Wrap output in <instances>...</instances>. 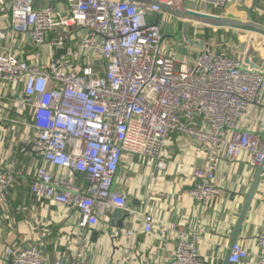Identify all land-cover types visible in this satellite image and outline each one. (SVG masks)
<instances>
[{
	"label": "built area",
	"instance_id": "2783aa9c",
	"mask_svg": "<svg viewBox=\"0 0 264 264\" xmlns=\"http://www.w3.org/2000/svg\"><path fill=\"white\" fill-rule=\"evenodd\" d=\"M233 1L199 0L189 7L186 0H0L1 12L11 10L8 28H0V85L15 94L23 84L14 107L28 115L33 129L24 144L43 159L32 193L77 212L80 229L95 228L114 208L128 209L127 194L114 189L124 157L139 155L164 169L166 143L174 135L190 137L205 149L206 164L192 169L194 183L187 191L196 202L220 194L219 162L236 163L243 153L250 167L262 166L264 180V133L240 126L249 108L263 102L264 68H251L223 45L195 50L179 41L194 55L181 61L166 52L172 39L164 40L161 31L163 6L180 11L185 4L214 13L213 8ZM169 19L168 24L175 21ZM82 29L86 35L71 41ZM17 33L27 34L35 48L48 43L64 50L48 62L21 59L11 47H2ZM16 181L13 169L0 168V203L8 201ZM141 220L143 232H152L154 216L144 212ZM163 229L178 234L165 264H209L198 249L200 232L177 222ZM257 244L262 253L248 264H264V231ZM229 252L230 264L249 255L240 242ZM4 255L10 264H91L83 244L68 262L51 260L36 244L8 245Z\"/></svg>",
	"mask_w": 264,
	"mask_h": 264
},
{
	"label": "crops",
	"instance_id": "0c3cea01",
	"mask_svg": "<svg viewBox=\"0 0 264 264\" xmlns=\"http://www.w3.org/2000/svg\"><path fill=\"white\" fill-rule=\"evenodd\" d=\"M262 7L263 0H234L224 9L213 8V12L264 23ZM10 13L11 10L0 11V28H8ZM166 31L164 29V33ZM217 33L218 45L228 48L234 57L243 59L248 54L256 64L263 66L264 37L231 29H219ZM179 41L172 40L171 45L186 48L193 58L190 48ZM228 42L238 45L246 42L245 52L234 51ZM2 47H11L17 56L30 62H48L64 50L48 43L35 48L24 33L3 41ZM37 52H40L39 56ZM174 52L177 54V49ZM22 88L23 84L19 83L14 94L9 85H0V168L8 167L17 173L8 201L0 203V264H10L4 252L11 244H36L51 260L65 262L83 244L85 257L91 264H165L175 250L178 234L163 228L173 222L181 224L186 231L201 233L198 249L209 264H224L245 196L258 171L248 165V154L243 153L236 163L219 162L215 184L220 188V194L203 203L196 202L187 193L194 183L192 169L206 164L205 149L196 140L172 136L165 148L167 165L164 169L156 168L148 158L126 155L116 177L118 182L114 183V189L125 192L128 197L130 214L124 219L123 227L113 226L111 218L105 214L97 227L84 231L78 227L77 212L36 197L31 191V183L43 159L24 144L33 129L28 115L18 114L14 107L13 99ZM11 118L16 122L10 121ZM240 126L264 133V99L261 105L249 108L248 116L240 121ZM51 170L69 178L72 176L65 169L51 167ZM80 177L78 175L76 179ZM19 205L26 206V210L18 211ZM144 212L154 216V228L150 233L143 232L141 215ZM128 229L135 233L127 234ZM263 231L264 180L261 178L237 239L249 252L240 264H248L261 255L257 237Z\"/></svg>",
	"mask_w": 264,
	"mask_h": 264
},
{
	"label": "water",
	"instance_id": "95a60500",
	"mask_svg": "<svg viewBox=\"0 0 264 264\" xmlns=\"http://www.w3.org/2000/svg\"><path fill=\"white\" fill-rule=\"evenodd\" d=\"M163 9L175 20L172 23V28L174 32H172L171 34L164 33L163 39L183 41L190 48H193L195 50H202L207 44L216 45L220 43V38L217 35V31L219 29H231L264 37V23L262 22H257L251 19L238 20L234 18H229L216 13H208L202 10L188 8L185 4H183L182 9L180 11L174 10L167 6H163ZM227 44L230 45L234 51L242 53L245 52L247 47L246 42H243L239 45L235 42H228ZM244 62L251 68H264V64L263 66L256 64L248 54H245ZM261 172L262 166L258 167L257 174L252 182L249 191L245 196V200L238 218V222L236 224L232 236V244L237 242L238 236L241 232L251 203L254 199L257 188L261 181ZM129 214L130 211L128 209L122 208H114L112 211L107 213V215L112 220L113 226H116L117 228L123 227L124 219L127 218ZM229 255L230 252L225 257L224 264H230Z\"/></svg>",
	"mask_w": 264,
	"mask_h": 264
},
{
	"label": "rangeland",
	"instance_id": "374dc122",
	"mask_svg": "<svg viewBox=\"0 0 264 264\" xmlns=\"http://www.w3.org/2000/svg\"><path fill=\"white\" fill-rule=\"evenodd\" d=\"M199 0H186V4L187 6L191 7L194 6L198 3ZM161 20L163 21V27H161V31H163V29H167V31L165 32L166 34H171L172 33V24H168L167 21L170 20L169 19V14H162L161 15ZM86 32L84 30L78 31V32H74L71 35V41H76L77 39H79L80 37H83ZM169 41V40H168ZM165 43H167V41H165ZM176 48L174 46L172 47H167L168 49L166 50L167 53H174V51L177 49V54H178V59L183 61L185 60L188 56H189V60L192 59L191 55H189V51H187L186 48L180 46L178 47V45H175ZM96 61H98V58H95ZM170 140V138L167 140V142ZM167 145V143H166ZM118 182V179H115V182Z\"/></svg>",
	"mask_w": 264,
	"mask_h": 264
},
{
	"label": "flooded vegetation",
	"instance_id": "af4514ba",
	"mask_svg": "<svg viewBox=\"0 0 264 264\" xmlns=\"http://www.w3.org/2000/svg\"><path fill=\"white\" fill-rule=\"evenodd\" d=\"M187 45V44H186Z\"/></svg>",
	"mask_w": 264,
	"mask_h": 264
}]
</instances>
